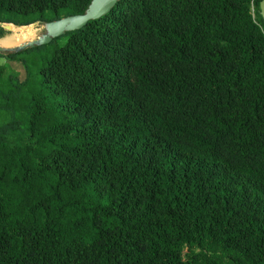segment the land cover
<instances>
[{"label": "trees", "instance_id": "trees-1", "mask_svg": "<svg viewBox=\"0 0 264 264\" xmlns=\"http://www.w3.org/2000/svg\"><path fill=\"white\" fill-rule=\"evenodd\" d=\"M91 0H0V23ZM259 0H118L0 53V264H264ZM3 27L0 24V36Z\"/></svg>", "mask_w": 264, "mask_h": 264}, {"label": "water", "instance_id": "water-1", "mask_svg": "<svg viewBox=\"0 0 264 264\" xmlns=\"http://www.w3.org/2000/svg\"><path fill=\"white\" fill-rule=\"evenodd\" d=\"M118 0H91L83 13L67 15L58 19L43 22L44 32L36 38L22 42L14 46L0 45V53H14L22 49L41 46L50 43L53 39L63 36L67 32L75 31L83 27L89 20L96 19L112 9ZM259 15L264 23V0L258 3ZM37 21L31 23L36 24ZM2 25V23H0ZM9 27L11 23H6Z\"/></svg>", "mask_w": 264, "mask_h": 264}, {"label": "rangeland", "instance_id": "rangeland-1", "mask_svg": "<svg viewBox=\"0 0 264 264\" xmlns=\"http://www.w3.org/2000/svg\"><path fill=\"white\" fill-rule=\"evenodd\" d=\"M3 27V31H2V35L0 36V39L3 38L4 36L15 32V31H22V32H26L27 30H30L32 34H30L28 37L17 41L13 44H9L6 46H14L17 44H20L22 42L25 41H29L31 39L36 38L38 35H40L41 33L44 32V28H43V24L38 22L36 24H28V25H24V26H16V25H9V27H5V24L1 25ZM63 36H61V38H59L58 41H63ZM0 64L5 65V75H12L15 76L16 78L22 80L24 78V69L21 65L20 62L15 61V60H8L6 59L4 56L0 57Z\"/></svg>", "mask_w": 264, "mask_h": 264}, {"label": "bare ground", "instance_id": "bare-ground-1", "mask_svg": "<svg viewBox=\"0 0 264 264\" xmlns=\"http://www.w3.org/2000/svg\"><path fill=\"white\" fill-rule=\"evenodd\" d=\"M30 34H32L30 30H27L26 32H22V31L12 32L0 39V45L6 46L9 44H13L17 41H20L28 37Z\"/></svg>", "mask_w": 264, "mask_h": 264}, {"label": "built area", "instance_id": "built-area-1", "mask_svg": "<svg viewBox=\"0 0 264 264\" xmlns=\"http://www.w3.org/2000/svg\"><path fill=\"white\" fill-rule=\"evenodd\" d=\"M262 31H263V33H264V28H262Z\"/></svg>", "mask_w": 264, "mask_h": 264}]
</instances>
